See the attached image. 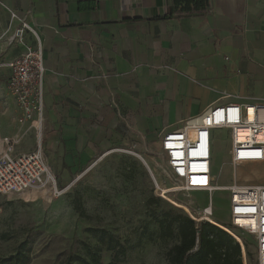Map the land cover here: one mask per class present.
<instances>
[{
	"label": "crops",
	"instance_id": "crops-1",
	"mask_svg": "<svg viewBox=\"0 0 264 264\" xmlns=\"http://www.w3.org/2000/svg\"><path fill=\"white\" fill-rule=\"evenodd\" d=\"M208 2L176 15L174 0H0L5 28L15 12L38 33L43 152L61 180L118 148L152 164L149 149L184 121L264 103V0ZM0 45V64L24 50ZM0 77L7 88L8 70Z\"/></svg>",
	"mask_w": 264,
	"mask_h": 264
},
{
	"label": "rangeland",
	"instance_id": "rangeland-1",
	"mask_svg": "<svg viewBox=\"0 0 264 264\" xmlns=\"http://www.w3.org/2000/svg\"><path fill=\"white\" fill-rule=\"evenodd\" d=\"M5 30L0 17V39ZM18 117L16 102L8 93L5 79L0 77V137L27 132L16 151H34L38 147V132L22 130ZM215 135L213 171L220 189L212 196L202 191L179 190L178 184L168 176L161 151L151 147L149 151L155 161L148 164L157 182L166 187V195L158 191V185L156 193L151 172L138 156L130 153H135L134 147L106 153L72 174L66 182L46 162L55 183L42 190L43 195H38L39 190L0 195V257L15 254L24 243L30 254L29 264H64L70 257L78 256L89 260L86 247L98 254L102 264L117 258L118 264H169L166 254L176 240L157 238L159 220H165L170 211L189 216L183 203L193 214L202 213L212 203L213 222L230 226V193L224 187L233 183L234 175L241 185L264 184V165L232 170L229 132L217 131ZM75 203L80 205L79 212ZM90 229L106 231L113 241L106 237L101 242ZM242 237L247 264H257L255 238L249 234Z\"/></svg>",
	"mask_w": 264,
	"mask_h": 264
},
{
	"label": "built area",
	"instance_id": "built-area-1",
	"mask_svg": "<svg viewBox=\"0 0 264 264\" xmlns=\"http://www.w3.org/2000/svg\"><path fill=\"white\" fill-rule=\"evenodd\" d=\"M28 34L35 39V47L26 45ZM0 41L24 49L16 58L1 63L0 69L9 72L7 90L16 102L19 126L22 130H36L41 138L34 151L17 153L16 146L27 132L0 137V195L45 190L52 181L41 144L46 77L44 52L36 29L15 12H11ZM217 131L229 132L232 170L264 165V103L213 106L162 138L160 151L168 176L178 184L179 190L202 191L212 196L220 189L213 171ZM52 180L55 183L54 177ZM237 180L234 175L233 183L224 187L231 201V224L227 229L213 222L212 203L202 213H189V216L197 223H212L235 239L241 246L243 264H247V257L242 235H252L256 241L257 264H264V184L241 185Z\"/></svg>",
	"mask_w": 264,
	"mask_h": 264
},
{
	"label": "trees",
	"instance_id": "trees-1",
	"mask_svg": "<svg viewBox=\"0 0 264 264\" xmlns=\"http://www.w3.org/2000/svg\"><path fill=\"white\" fill-rule=\"evenodd\" d=\"M208 5V0H174L173 13L176 15L202 14L207 10ZM75 206L79 212L80 205L75 203ZM158 223L157 238L159 240H176V244L166 254L169 264H243L239 243L212 223H197L187 215L172 211L166 215L165 220H159ZM89 232L99 237L103 243L106 237L113 241L112 236L106 231L90 229ZM86 253L89 260L79 256L70 257L64 264H77V262L102 264L98 254L89 247H86ZM29 262V250L24 243L15 254L0 257V264H29ZM109 264H118V258Z\"/></svg>",
	"mask_w": 264,
	"mask_h": 264
},
{
	"label": "bare ground",
	"instance_id": "bare-ground-1",
	"mask_svg": "<svg viewBox=\"0 0 264 264\" xmlns=\"http://www.w3.org/2000/svg\"><path fill=\"white\" fill-rule=\"evenodd\" d=\"M41 140V138L38 136V141H40ZM131 154H133V155H136V156H138L139 157V159H141V161L146 165V167L148 168V170L151 172H149L150 173V175H151V177L154 179V181L157 183V185H158V191L160 192V193H164L165 195H166V193H165V191H166V187H162L158 182H157V180L155 179V176H154V174H153V171L151 170V167H150V165L147 163V162H145L139 155H137V154H135V153H133V152H130ZM160 164V163H159ZM146 168V169H147ZM52 177H54L53 176V174L51 173V181H52V183H53V180H52ZM54 184V183H53ZM50 186V185H49ZM56 187V186H55ZM52 189V188H51ZM56 189V188H55ZM174 190V189H173ZM42 190H39L38 191V195L40 196V195H43V191L41 192ZM168 192H171L172 190H167ZM156 193H157V186H156ZM162 193V194H163ZM33 195V194H32ZM158 195V194H157ZM36 196V194H34L33 195V197H35ZM159 196V195H158ZM42 197V196H41ZM45 197V196H44ZM170 199H172L170 196H168ZM25 198V197H24ZM27 198V197H26ZM212 199V198H211ZM174 201V200H173ZM174 202H176V201H174ZM182 203V202H181ZM184 204V207L185 208H187L188 209V212L190 213V214H192L193 215V213L191 212V209L189 208V206L188 205H186L185 203H183ZM215 224H217L218 226H220V227H222V228H225V229H227V227L226 226H224V225H222V224H220V223H215Z\"/></svg>",
	"mask_w": 264,
	"mask_h": 264
}]
</instances>
